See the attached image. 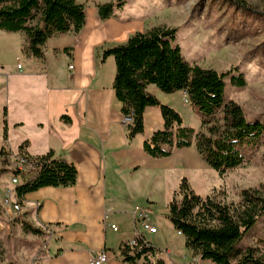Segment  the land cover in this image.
<instances>
[{"label": "crops", "instance_id": "crops-1", "mask_svg": "<svg viewBox=\"0 0 264 264\" xmlns=\"http://www.w3.org/2000/svg\"><path fill=\"white\" fill-rule=\"evenodd\" d=\"M90 13L79 34L51 37L43 57L27 51L23 32L0 29V159L3 149L6 156L30 157L53 151L78 171L74 185L42 187L27 193L20 203L22 218L44 231L41 236L47 246L41 264H90L91 257L102 251L108 253L104 264H127L120 255L122 244L130 242L137 230L144 235L159 231L153 217L149 220L140 207H133L137 198L146 194L154 180L155 185L166 181L176 157L184 155L182 165L197 157L193 144L170 157L153 158L143 149L145 138L139 134L129 138L113 89L115 62L111 66L110 57L103 60L102 53L125 42L134 33L129 34L133 23L99 21L96 9ZM108 41L116 43L109 46ZM153 108L157 107L145 112V126ZM36 173L34 169L24 174L19 184ZM16 186L11 192L16 193ZM9 209L0 220L7 226L14 214ZM143 217L156 232L142 228ZM167 253L171 255L172 250L167 248ZM186 253L173 263L213 264L196 258L189 248Z\"/></svg>", "mask_w": 264, "mask_h": 264}, {"label": "trees", "instance_id": "trees-1", "mask_svg": "<svg viewBox=\"0 0 264 264\" xmlns=\"http://www.w3.org/2000/svg\"><path fill=\"white\" fill-rule=\"evenodd\" d=\"M120 9L122 5L114 2L100 3L96 6L97 17L105 21L117 16ZM86 24V6L78 0H0V29L23 32L28 39L27 51L36 57L44 56V46L51 37L68 32L79 34ZM176 33L177 28L165 26L136 31L125 42L104 49L102 58H114L113 89L123 116L132 118L127 124L129 138L144 133L145 112L157 107L162 127L144 139V151L153 158L170 157L175 150L194 144L200 157L223 175L247 161L245 150L258 144L264 123L250 121L243 107L227 98L225 79L231 71L220 73L187 60L181 47L174 44ZM231 81L239 87L246 83L242 75L231 76ZM152 85L167 94L185 91L193 111L201 117L200 130L186 125L176 108L149 90ZM5 154L3 149L2 158ZM29 159L37 173L16 186L19 203L27 193L42 187H67L77 182L76 166L56 158L53 151ZM168 209L171 223L196 258L213 264H264V238L255 247L242 244L264 215V184L241 190L238 202H226L215 192L197 193L183 177ZM18 221L24 232L44 234L22 216ZM158 250L141 232L135 244H122L120 255L127 264H165L157 256ZM0 264H12L6 262L2 242Z\"/></svg>", "mask_w": 264, "mask_h": 264}, {"label": "rangeland", "instance_id": "rangeland-1", "mask_svg": "<svg viewBox=\"0 0 264 264\" xmlns=\"http://www.w3.org/2000/svg\"><path fill=\"white\" fill-rule=\"evenodd\" d=\"M78 1L86 6L87 15L100 3L122 5L117 16L110 19L133 23L129 34L154 26L177 28L174 44L181 47L184 57L220 73L231 71L225 79L227 98L239 103L250 121L264 123V0ZM95 15L99 20L97 11ZM116 41H108L106 45L112 46ZM113 61L111 56V66ZM233 75H242L245 85H235L231 81ZM150 88L158 92V98L163 103L180 111L186 125L200 130L201 117L193 111L184 92L167 94L153 85ZM161 125V112L159 108H153L146 120L144 133L139 134V138H146L155 127L158 129ZM192 148L197 156L194 161L182 165L180 162L184 155L176 157L170 174L165 176L166 181L164 179L160 185H155L154 180L147 186L146 194L139 196L133 205L134 208L140 207L149 220L153 217V223L159 231L155 235L146 233L145 236L159 249L157 256L164 258L166 264H174L173 260H179L182 254H187L184 236L178 234L168 216L169 202L179 189L183 177L188 178L197 193L206 195L215 192L226 202H238L241 190L264 184V134L255 147L246 148L247 161L223 175L198 157L200 155L195 146ZM9 160L7 156L0 159V220L4 219L5 212L10 208L3 203L4 194L15 185L11 178L14 167ZM22 176H19L20 181L26 175ZM15 202H19L18 196ZM14 211L8 226L0 223V242L6 249V262L41 264L40 256L47 246L46 238L24 232L18 221L22 214L18 212L20 210ZM263 238L264 215L248 231L242 244L255 247ZM167 248L172 250L171 255L167 253Z\"/></svg>", "mask_w": 264, "mask_h": 264}, {"label": "built area", "instance_id": "built-area-1", "mask_svg": "<svg viewBox=\"0 0 264 264\" xmlns=\"http://www.w3.org/2000/svg\"><path fill=\"white\" fill-rule=\"evenodd\" d=\"M185 97L187 98L186 94H185ZM123 120L126 124H128L132 121V118L130 116H124ZM7 157L10 158V160H9L11 162L10 164L14 167L15 171L19 172V174H27V173L31 172L32 170H34V168L36 167V165L31 162V160L29 159V156L26 154H18V155L7 156ZM11 178H12V182L15 185L19 184V175L18 174L17 175L14 174ZM16 199H17L16 193H13V192H11V190H8L4 194L3 203H5L6 205H9L15 211L21 210L20 203L15 202ZM141 225H142V228L144 230H147L149 232L154 233L157 231V228L155 226H152L146 220V217H143V221H142ZM111 227L115 230L118 229L117 226H115L113 224L111 225ZM140 233H141V231L137 230L135 237ZM135 237L132 240H130V242H129L130 244H135ZM107 260H108V253L106 251H102V252L98 253L97 255H94L91 257L90 264H104L105 262H107Z\"/></svg>", "mask_w": 264, "mask_h": 264}, {"label": "water", "instance_id": "water-1", "mask_svg": "<svg viewBox=\"0 0 264 264\" xmlns=\"http://www.w3.org/2000/svg\"><path fill=\"white\" fill-rule=\"evenodd\" d=\"M185 93V91H183ZM186 94V93H185Z\"/></svg>", "mask_w": 264, "mask_h": 264}]
</instances>
